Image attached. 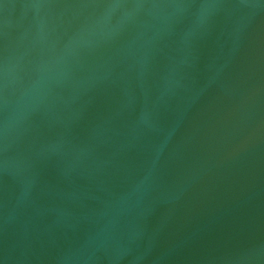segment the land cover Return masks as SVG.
I'll list each match as a JSON object with an SVG mask.
<instances>
[{"label": "water", "instance_id": "obj_1", "mask_svg": "<svg viewBox=\"0 0 264 264\" xmlns=\"http://www.w3.org/2000/svg\"><path fill=\"white\" fill-rule=\"evenodd\" d=\"M0 264H264V0H0Z\"/></svg>", "mask_w": 264, "mask_h": 264}]
</instances>
